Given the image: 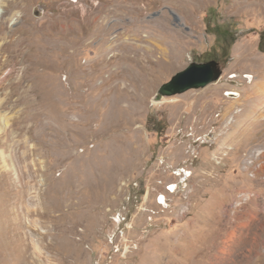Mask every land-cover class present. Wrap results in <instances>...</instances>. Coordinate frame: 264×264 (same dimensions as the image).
<instances>
[{"label":"rangeland","instance_id":"1","mask_svg":"<svg viewBox=\"0 0 264 264\" xmlns=\"http://www.w3.org/2000/svg\"><path fill=\"white\" fill-rule=\"evenodd\" d=\"M263 31L264 0H0V264H264Z\"/></svg>","mask_w":264,"mask_h":264},{"label":"water","instance_id":"2","mask_svg":"<svg viewBox=\"0 0 264 264\" xmlns=\"http://www.w3.org/2000/svg\"><path fill=\"white\" fill-rule=\"evenodd\" d=\"M222 71L218 61L191 62L184 70L176 73L169 82L158 89L154 100L160 101L164 97L180 95L189 90L203 89L209 84L217 82ZM227 96L237 98L238 94L227 93Z\"/></svg>","mask_w":264,"mask_h":264},{"label":"flooded vegetation","instance_id":"3","mask_svg":"<svg viewBox=\"0 0 264 264\" xmlns=\"http://www.w3.org/2000/svg\"><path fill=\"white\" fill-rule=\"evenodd\" d=\"M262 44H264V39H263V41H262Z\"/></svg>","mask_w":264,"mask_h":264},{"label":"trees","instance_id":"4","mask_svg":"<svg viewBox=\"0 0 264 264\" xmlns=\"http://www.w3.org/2000/svg\"><path fill=\"white\" fill-rule=\"evenodd\" d=\"M262 35H264V31L262 32Z\"/></svg>","mask_w":264,"mask_h":264}]
</instances>
